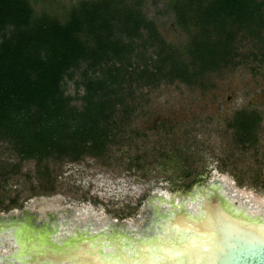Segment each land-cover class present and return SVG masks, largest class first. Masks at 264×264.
Listing matches in <instances>:
<instances>
[{
  "label": "rangeland",
  "instance_id": "1",
  "mask_svg": "<svg viewBox=\"0 0 264 264\" xmlns=\"http://www.w3.org/2000/svg\"><path fill=\"white\" fill-rule=\"evenodd\" d=\"M27 1L32 18L48 16L63 23L70 8L83 0ZM172 3L140 0L139 9L162 39L181 47L187 34L175 24ZM255 36H239L233 55L195 84L124 85L125 100L116 108L102 151L85 152L78 146L28 156L19 137L0 134V225L28 218L34 229L75 231L79 234L62 248L31 236L25 245L41 240L39 246L52 255L69 259L75 249L76 258L82 255L79 264H101L94 243L101 237L83 231L115 235L117 241L119 235H148L165 227V217L178 211L180 203L189 210L195 190L206 185L227 188L235 202L264 206V7L263 26ZM81 73L73 71L63 84L74 105L84 95ZM241 119L248 120L245 129L239 127ZM215 208L212 227L217 235L231 228L264 240L219 219ZM1 235L0 264L19 263L10 256L13 241Z\"/></svg>",
  "mask_w": 264,
  "mask_h": 264
},
{
  "label": "trees",
  "instance_id": "2",
  "mask_svg": "<svg viewBox=\"0 0 264 264\" xmlns=\"http://www.w3.org/2000/svg\"><path fill=\"white\" fill-rule=\"evenodd\" d=\"M172 1L187 34L181 47L158 35L140 0L79 1L63 23L32 18L27 0H0V134L19 137L28 156L102 151L124 85L195 84L233 55L239 36L256 37L263 26L264 0ZM79 70L84 95L74 105L63 84Z\"/></svg>",
  "mask_w": 264,
  "mask_h": 264
},
{
  "label": "bare ground",
  "instance_id": "3",
  "mask_svg": "<svg viewBox=\"0 0 264 264\" xmlns=\"http://www.w3.org/2000/svg\"><path fill=\"white\" fill-rule=\"evenodd\" d=\"M212 189H215L216 194L210 189L204 191L196 189L189 199V210L184 209V203H180L178 211L172 212L168 218L165 217L166 226L159 225L157 227L158 230L160 229V233L155 228L149 230L148 235L134 234L135 236L132 237L119 235V241L115 240V235L104 236L100 235L98 231H91L92 233H90L88 229L82 234L90 236L98 234L101 237L98 238L99 242H94L98 247L96 253L101 264H172V262L177 261H183V264H196V261L201 259H203V264L204 262L213 264L217 252L222 249L221 234L217 235L212 227L213 220H216L215 207L218 206L220 211V214H217L221 215V217L218 216L219 219L233 225L236 223L241 225V229L246 227L250 233L255 232L264 237V206L260 207L257 203L235 202L227 188L222 189L214 186ZM219 198L221 201L216 204L215 202ZM178 229L179 234L177 233ZM227 230L231 231L225 233H237L231 228ZM0 234L2 237H9L13 241L15 250L10 256L19 261L17 264H79L78 261L82 256L78 255L79 258H76L77 251L75 249L71 251L69 259H63L56 253L52 255L49 249L39 246L41 240L32 241L25 245L26 238L31 236L35 239H44L45 242L54 247L62 248L61 244L65 243L68 238H74L79 234L75 231H72V234H67L58 232V227L54 231L46 230L44 227L34 229L27 219L26 222L0 225ZM140 241L148 243L141 245ZM209 244L215 248L212 256L202 258L194 251L199 249L200 253H208ZM22 246L23 252L21 251ZM178 246L184 249L183 252L175 250ZM109 248L112 251L108 250ZM147 248H153V250L149 253ZM63 260L65 261L63 262Z\"/></svg>",
  "mask_w": 264,
  "mask_h": 264
},
{
  "label": "water",
  "instance_id": "4",
  "mask_svg": "<svg viewBox=\"0 0 264 264\" xmlns=\"http://www.w3.org/2000/svg\"><path fill=\"white\" fill-rule=\"evenodd\" d=\"M212 188L211 185H206L198 190L210 189L216 194L215 189ZM220 243L222 249L217 252L213 264H264V240L260 238L250 235L243 236L241 233L224 232L220 235Z\"/></svg>",
  "mask_w": 264,
  "mask_h": 264
},
{
  "label": "snow or ice",
  "instance_id": "5",
  "mask_svg": "<svg viewBox=\"0 0 264 264\" xmlns=\"http://www.w3.org/2000/svg\"><path fill=\"white\" fill-rule=\"evenodd\" d=\"M208 247H209V252L208 253H200L199 249H195L194 251L196 252L197 255H199L202 258L209 257V256H212L214 254L215 248L211 244H209ZM184 248H186V246H184ZM175 250H181L183 252L184 249H182L180 246H178L177 249H175ZM21 251L23 252V246L21 247ZM172 264H183V261L172 262ZM196 264H203V259L197 260Z\"/></svg>",
  "mask_w": 264,
  "mask_h": 264
}]
</instances>
